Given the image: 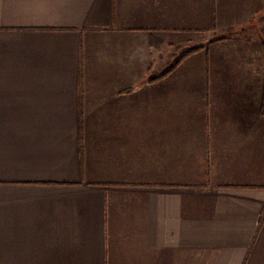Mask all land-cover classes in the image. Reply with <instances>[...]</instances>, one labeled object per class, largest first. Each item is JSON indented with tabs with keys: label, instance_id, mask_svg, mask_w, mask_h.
<instances>
[{
	"label": "crops",
	"instance_id": "obj_1",
	"mask_svg": "<svg viewBox=\"0 0 264 264\" xmlns=\"http://www.w3.org/2000/svg\"><path fill=\"white\" fill-rule=\"evenodd\" d=\"M264 0H0V264H264Z\"/></svg>",
	"mask_w": 264,
	"mask_h": 264
},
{
	"label": "trees",
	"instance_id": "obj_2",
	"mask_svg": "<svg viewBox=\"0 0 264 264\" xmlns=\"http://www.w3.org/2000/svg\"><path fill=\"white\" fill-rule=\"evenodd\" d=\"M263 107H264V101H263Z\"/></svg>",
	"mask_w": 264,
	"mask_h": 264
}]
</instances>
